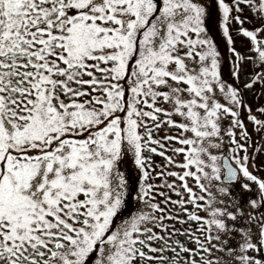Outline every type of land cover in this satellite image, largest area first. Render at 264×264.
I'll return each mask as SVG.
<instances>
[{"label":"snow or ice","instance_id":"snow-or-ice-1","mask_svg":"<svg viewBox=\"0 0 264 264\" xmlns=\"http://www.w3.org/2000/svg\"><path fill=\"white\" fill-rule=\"evenodd\" d=\"M256 85L264 0H0V264H264Z\"/></svg>","mask_w":264,"mask_h":264},{"label":"rangeland","instance_id":"rangeland-1","mask_svg":"<svg viewBox=\"0 0 264 264\" xmlns=\"http://www.w3.org/2000/svg\"><path fill=\"white\" fill-rule=\"evenodd\" d=\"M209 2H210V0H209ZM206 26H209L211 28L210 36L213 39V41L217 44L218 50L221 52L222 57L225 58V63L223 64V68H224L225 73H227V71L230 70L231 64H232V61H233L232 52L230 50L231 49V45H226V41H225V38L223 37V33H222V30H221V27H220L219 18L215 15V13H214L213 19H212V21L210 23L206 21ZM233 31H234V29H233ZM244 43H246V41H244ZM241 44H242V40L241 39H237L235 46L238 49H240L241 51H243V48L241 47ZM256 87H257V89H261V87L259 85L256 86ZM262 91H264V90H262ZM262 100H264L263 96H262ZM258 102L259 101H257L256 104H258ZM259 104L258 105H252V106L248 104L252 108V114L253 115H257L254 110L256 109L257 106L258 107L260 106ZM246 111L247 110L245 109L244 113H246ZM247 126H248L249 130L252 131L253 135L257 139L258 136H256L255 132L253 131V125H252V123L250 121L247 122ZM250 151H251V149H250ZM155 160H156L157 163L161 162V158H159V157H155ZM257 174L261 175V176H264L263 172H260V173H257ZM156 182L158 183L159 181H156ZM247 195H250V194H246V196ZM173 199H177V197H175V195H173ZM202 215H203V213H202ZM178 226L179 225H177V227Z\"/></svg>","mask_w":264,"mask_h":264},{"label":"trees","instance_id":"trees-1","mask_svg":"<svg viewBox=\"0 0 264 264\" xmlns=\"http://www.w3.org/2000/svg\"><path fill=\"white\" fill-rule=\"evenodd\" d=\"M247 27H251L250 25H246ZM243 82H244V77L242 76L241 77V81H240V84H241V86L243 85ZM256 86H258V85H256ZM254 87L251 91H249V90H245V93H244V95H245V98H246V100H247V103L249 104V105H258L259 103V105L260 106H262V105H264V100H262V96H260V93L262 92V89H257V87ZM257 96H259V99H257ZM264 97V96H263ZM262 100V101H261ZM257 101H259L258 102V104H256V102ZM258 107V106H257ZM256 107V108H257ZM255 112H256V109L254 110ZM256 114L258 115V113L256 112ZM258 140L257 141H260V137L258 136V138H257ZM260 143H264V141H260ZM160 158V157H159ZM155 159V158H154ZM263 174H264V172H263ZM179 227V226H178ZM193 227H195V225H193Z\"/></svg>","mask_w":264,"mask_h":264}]
</instances>
